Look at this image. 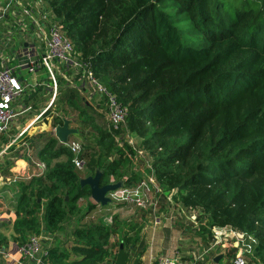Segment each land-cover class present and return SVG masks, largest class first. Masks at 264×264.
Masks as SVG:
<instances>
[{
    "label": "trees",
    "instance_id": "obj_1",
    "mask_svg": "<svg viewBox=\"0 0 264 264\" xmlns=\"http://www.w3.org/2000/svg\"><path fill=\"white\" fill-rule=\"evenodd\" d=\"M44 2L75 53L128 109L126 130L139 144L129 146L122 137L119 146L120 133L109 130L106 120L101 123L100 114H88L79 92L62 91V107L89 128L78 131L85 141L81 172L88 177L100 172V186L113 178L131 187L144 166L140 160L132 167L131 157L144 152L160 203L174 191L180 209L198 214L194 233L201 246H208L213 228H229L255 238L253 259L264 264V0ZM14 20L13 30L6 31L22 47L31 32L20 38ZM52 125L62 126L63 120L54 118ZM32 140L34 148L42 143L35 158L46 171L17 184L13 242L51 237L50 264H66L71 255V264H115L118 246L136 251L139 236H126L118 223L93 222L92 205L83 213L81 202L90 198V189L80 185L84 178L70 151L49 133ZM11 166L5 161L2 175ZM67 230L69 252L57 239ZM115 234L121 240L110 244ZM5 246L0 237V248Z\"/></svg>",
    "mask_w": 264,
    "mask_h": 264
},
{
    "label": "built area",
    "instance_id": "obj_2",
    "mask_svg": "<svg viewBox=\"0 0 264 264\" xmlns=\"http://www.w3.org/2000/svg\"><path fill=\"white\" fill-rule=\"evenodd\" d=\"M12 8L20 10L15 16V25L19 29V36L22 39L26 38L28 31L32 32L44 44V53L37 58L29 59L25 65L26 70L30 74H37L43 67L47 70L49 77L56 92L57 83L54 78V70L62 75V70L73 71L74 78L71 76L65 77L63 80L69 88L78 89L81 91L85 89L89 93L90 98H98L99 106L103 103L105 105V114L107 127L109 130L119 132L117 136V144L122 146V137L124 142L129 146H134L132 136L126 130V117L128 109L119 103L116 97L108 92L106 88L98 81L91 71L89 63L80 59V56L75 53L72 43L65 37L62 27L59 26L51 13L47 10L44 0H31L27 4H22L20 0H6L5 7L0 10V22L8 15ZM13 26L11 25L10 29ZM8 29V28H7ZM0 135L6 134L11 124L15 119L31 108H24L18 110L14 105L24 96L28 85L18 80L13 70L6 67V59L4 58L5 45L0 42ZM29 50L31 47H26ZM32 52L28 51V55ZM124 132V133H123ZM54 133V132H53ZM60 143V142H59ZM72 154V164L78 171L85 170L86 164L82 158L83 145L79 140H68L61 143ZM143 161L140 168L141 180L134 186L122 187L109 192L107 198L115 206L120 209L127 207L129 209L136 208L143 213L148 214L154 227L160 226L161 219L157 215L160 211L161 203L158 195L160 194L159 188L156 186L153 170L150 165V159L147 155L136 150V153L131 157L133 166H137L139 161ZM32 166L35 168V173L31 177L42 176L46 171L44 163L39 161H31ZM3 184L15 186L19 183L18 177L3 178ZM110 184H116L111 181ZM174 191L167 195V204L176 208L178 215L182 218L185 217L190 223L195 224L196 217L194 215H187L184 210L174 202ZM109 203V204H110ZM2 201H0V209ZM192 213V212H191ZM169 217V221H173ZM106 225H111V217L105 218ZM212 238L211 244L208 248L199 254H194V264L203 261L204 256H211L217 251L219 247L231 246L235 249V254L232 257L231 264H249L248 259L253 258L256 240L252 235L245 233L235 232L229 228H213L211 231ZM52 244L51 237L47 235L30 236L22 245L18 246V257L13 260L9 253L3 248H0V259L4 264H50L48 261L49 248ZM110 264V262H109ZM145 264H178L176 260L169 258L154 259L150 258Z\"/></svg>",
    "mask_w": 264,
    "mask_h": 264
},
{
    "label": "crops",
    "instance_id": "obj_3",
    "mask_svg": "<svg viewBox=\"0 0 264 264\" xmlns=\"http://www.w3.org/2000/svg\"><path fill=\"white\" fill-rule=\"evenodd\" d=\"M20 1L24 5L31 0ZM5 4L6 0H0V10L5 7ZM19 12L20 10L18 8H12L8 13L9 16H5L6 21H2L3 26L0 29V42L5 45L4 58L7 61L5 66L13 70V74L18 80L29 86L25 91L24 96L18 101V103L14 105V108L18 110H22L28 107L31 108L29 112L19 115L10 126L12 138L16 136V133H19L17 134L16 138L11 141L12 144L18 142V144H16L14 150L12 151L13 153L9 152L8 157H3L4 155H6L5 150L10 145H1V148H4L5 150L0 154V157L2 158L0 160V201H2V206L0 209V237H2V239H5V250L9 253L13 260L18 257V246L13 242L14 233L12 230V223L15 220L14 206L16 203L15 198L18 195V188L17 186L15 187L3 184V181L1 180L2 177H18L20 183L22 181H26L31 175L35 173V168L30 163L33 160L38 161L35 158L36 149H40L42 143H39L35 148L34 146L31 147L30 143H32L33 138L36 139V137L41 136L44 133H49L55 136L53 132L58 126L53 127L52 120L54 118L62 119L63 124L64 122H68L69 128L75 129L77 131L76 135H78V127L70 124V122L75 124L74 120H68L69 115L73 112L70 111V109H68L67 107L63 108V104L61 105L60 103L62 91L75 90L76 92H79L81 97L86 101V104L90 107V112L88 114H91L92 112L98 114L104 112V109H101V106H99L97 101H94L92 98H90L89 93L86 92L85 89L79 91L78 89L69 88L68 86H66V84H64L63 79L65 77L71 76L74 78L75 73L73 71L68 72L62 70L61 73L63 76H61V74H58V78H56L54 73V78L57 83L56 92L54 93L52 81L45 68L42 67L37 72V74H30L26 70L25 65L28 63L29 59L42 56L45 50L43 42L38 39L32 32L29 34V37L27 36V38L24 40L22 47L18 46V39L15 35L11 36V38L8 36L10 32H7L6 30L7 28L9 29L11 27V23ZM10 39L13 40V43L10 42V44L7 46V42ZM26 47H31V49L29 50V48L27 49ZM28 51L32 52V54L28 55ZM59 80H62V84L60 86L62 88L61 90L59 88ZM104 115H106L105 112ZM67 139L75 140V137L74 135H71ZM20 154L23 156L27 155L28 157L32 156L33 159L29 157L31 161H25ZM15 155L18 156V159L12 158V156ZM5 161H10V163H12V166L8 169V174L2 175V173L6 170L4 167ZM88 176L89 175L85 176L84 173L83 178L85 179ZM87 204L94 206V211L97 210V213L93 218V222L96 223V221L98 220H100L101 222V220H105V218L109 219L111 217V220L114 219L116 221H111V225H113L114 223H118L122 227L123 234L128 237L139 236V242L137 243L138 246L135 251L136 256L138 257V252L141 247H143L142 250H144V252L142 257L140 259L136 257V259L133 260L132 264H145L150 258H169L176 260L178 264H194V254H199L203 250L208 248V246H201L200 242L198 241L196 244L198 252H194V235L197 236L194 233V225L192 224L193 230L191 238L188 237V239L190 240L189 242V240L185 239L186 235L182 233V230H174L173 224L177 222L176 220L170 221L171 223L168 222L169 220H166L168 214L159 215L161 219L160 226H158L157 228L153 226L154 228L152 227L151 230H148L146 227L149 225V223L152 222V219L146 213H142L146 215H142L136 212L127 214L128 212L126 211L131 209L127 207L120 209L119 206L114 205H110L108 208L102 209V206H98L91 198L87 199L86 201L83 200L81 202V205L83 206V213L87 211ZM160 208L164 209L166 212H168V210L169 212L170 210L172 212L171 206L166 204V202L165 205L161 202ZM178 214L179 213L176 211V215L179 217L180 222L177 224H180V227L184 228V232H187L188 229H186V227L189 226L190 222L187 220V218H182ZM191 214L192 213H188L187 215L189 216ZM87 216L88 214L84 218L85 222H87ZM103 225L106 226L105 222L103 223ZM69 233L70 232L67 230L65 233H63L62 236L57 237V239L62 238L63 240L60 241L63 244L59 246V248L66 252H69L71 250V246L73 245L72 242L68 240ZM120 237L121 235L119 236L118 234L112 235L109 239V243L117 244L121 240ZM120 249L118 246L115 253L116 256L117 254H119L126 256L128 259V257L130 256L129 250H126L122 247H120ZM232 250L235 249H232L231 246L225 248L219 247L217 251L211 256L206 255L204 256L203 261L195 264H231L233 256L230 255V252ZM120 251H122V253H120ZM219 256L221 258L218 262H215V259ZM72 260H75V257L73 255H71L69 260L66 261V264H71ZM248 262L249 264H263L257 257H254V259L249 258Z\"/></svg>",
    "mask_w": 264,
    "mask_h": 264
},
{
    "label": "rangeland",
    "instance_id": "obj_4",
    "mask_svg": "<svg viewBox=\"0 0 264 264\" xmlns=\"http://www.w3.org/2000/svg\"><path fill=\"white\" fill-rule=\"evenodd\" d=\"M2 26H3V23H1L0 22V29L2 28ZM42 73H44V72H42ZM54 73H55V76H56V78H58V73H57V71L56 70H54ZM94 101H97L98 100V98L97 97H95L94 99H93ZM101 107L105 110V105L102 103L101 104ZM103 110V111H104ZM105 112V111H104ZM104 112L103 113H100V116H101V123H106L105 122V116L106 115H104ZM69 119V121H73L74 120V122H75V124L74 123H72V122H70V124H72V125H75L76 127H78V129L80 130V131H84V130H88L89 128L88 127H86L85 125H80L79 123H78V121H77V123H76V119H77V113H71L70 115H69V117H68ZM17 119V118H16ZM14 133V132H13ZM17 134H19V133H16L15 135L17 136ZM12 132L10 131V128H9V130L7 131V133L6 134H3V135H0V154L5 150L4 148H1V145L2 144H6V145H10L5 151H6V155H4L3 157H5V156H7L8 157V154H9V152H11V153H13L12 151L14 150V148H15V146H16V144H18V142H15L14 144H12L11 143V141H13L15 138H16V136L14 137V138H12ZM9 136V137H8ZM74 137H75V140L77 139V140H79V141H81L83 144L85 143V141L83 140V136H82V134L80 133V132H78V135H74ZM132 139H133V142H134V146H139V144H138V142H137V140H136V138H134V137H132ZM25 141V140H24ZM11 143V144H10ZM138 144V145H137ZM10 148V150H8ZM21 155V154H20ZM22 157H23V159L25 160V161H29L30 160V158L29 157H31L32 159H33V157L32 156H27V155H21ZM2 158L0 157V160H1ZM31 161V160H30ZM30 163V162H29ZM31 164V163H30ZM132 167H134L135 169L137 168V166L135 167V166H132ZM134 168H132V170H134ZM80 174H82V175H84V172H79ZM113 180V182H114V179L113 178H111L110 180H109V184L111 183V181ZM23 182V181H22ZM114 183H116V182H114ZM17 186V184L15 185V187ZM17 189V188H16ZM18 190V189H17ZM17 198H18V195L16 196V200H17ZM172 208V212H171V210H170V212H169V210H168V212H166L164 209H161L160 208V211H159V213L157 214V215H164V214H168L167 215V217H166V220H169L168 218L169 217H171V219H175L177 222L175 223V224H173V228H174V230L175 231H179V230H182L183 232L182 233H184L185 235H186V238L185 239H187V240H189L188 239V237H190L191 238V235H192V230H193V225H194V230H196V229H198V225L195 223V224H193V223H189V226H187L186 227V229H188L187 230V232H184V228L182 227H180V224H177V223H180L179 222V217L176 215V208H174V207H171ZM126 212H128L127 214H130V213H133V212H136V213H139V214H142L141 212H138V210L136 209V208H133V209H131V210H127ZM85 213V212H84ZM189 213H191V212H189ZM142 215H146V214H142ZM192 215H194L195 217H197L198 216V214L195 212V211H193L192 212ZM152 218V217H151ZM103 222H105V220H102ZM151 221H153V219L151 220ZM97 222H100V220H98V221H96V223ZM169 223H171L170 221H168ZM106 224V223H105ZM193 224V225H192ZM178 226H179V228H178ZM152 227H153V223L151 222V223H149V225L146 227L148 230H151L152 229ZM154 228V227H153ZM177 228H178V230H177ZM183 239H184V237H183ZM200 242L201 243V240H200V238L199 237H197V236H195L194 235V252H198L197 251V247H196V244H197V242ZM207 241H209V239L207 240ZM189 242H190V240H189ZM211 244L212 242H211V240L208 242V244ZM130 254V253H129ZM136 253H135V251H133V252H131V254H130V256L128 257V261H127V264H132L133 263V260L134 259H136ZM2 260H0V264H3V262H1ZM107 264H109V262L107 263Z\"/></svg>",
    "mask_w": 264,
    "mask_h": 264
},
{
    "label": "water",
    "instance_id": "obj_5",
    "mask_svg": "<svg viewBox=\"0 0 264 264\" xmlns=\"http://www.w3.org/2000/svg\"><path fill=\"white\" fill-rule=\"evenodd\" d=\"M77 131L75 129L69 128V123L64 122L62 126H58L54 130L55 138L60 143H65L67 141V138L71 135H76ZM100 177L101 173L96 172V174L93 177H87L80 181V185L88 186L90 189V198L100 206H106L110 203V200L107 198V194L109 192H112L120 187H122V183L118 182L116 184H108L106 186H100ZM122 253V251H120ZM221 257H217L215 259V262H218ZM127 257L123 255L117 254L115 259V264H126ZM136 264V263H134Z\"/></svg>",
    "mask_w": 264,
    "mask_h": 264
}]
</instances>
